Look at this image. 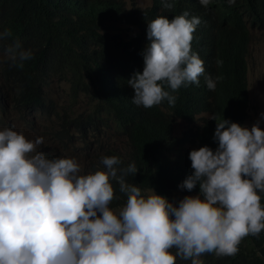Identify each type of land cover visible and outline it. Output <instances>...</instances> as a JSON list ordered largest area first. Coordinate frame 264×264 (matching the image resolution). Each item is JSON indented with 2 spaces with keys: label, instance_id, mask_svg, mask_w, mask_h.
I'll list each match as a JSON object with an SVG mask.
<instances>
[{
  "label": "clouds",
  "instance_id": "9594fccd",
  "mask_svg": "<svg viewBox=\"0 0 264 264\" xmlns=\"http://www.w3.org/2000/svg\"><path fill=\"white\" fill-rule=\"evenodd\" d=\"M174 2L164 0L165 8ZM199 3L207 8L212 0ZM200 23L187 11L148 22L143 70L127 80L135 105L148 109L166 100L174 107L173 93L199 85L204 62L191 42ZM11 37L10 29L0 31V43ZM4 54L19 68L33 57L18 40ZM205 80L215 90L216 80ZM214 139L215 151L189 152L193 172L178 186L191 191L199 183V193L174 205L152 188L145 195L126 182L137 173L134 162L120 167L118 156H102V170L82 174L74 158L38 151L42 137L0 130V264H177V258L204 264L205 254L235 256L244 238L264 231L258 194L264 193V129L223 118ZM114 180L126 195L118 210L110 206Z\"/></svg>",
  "mask_w": 264,
  "mask_h": 264
},
{
  "label": "trees",
  "instance_id": "16d2710c",
  "mask_svg": "<svg viewBox=\"0 0 264 264\" xmlns=\"http://www.w3.org/2000/svg\"><path fill=\"white\" fill-rule=\"evenodd\" d=\"M185 11L189 18L196 16L201 21L191 42L192 51L204 62L199 85L188 84L173 93L177 97L174 107L166 100L148 109L135 105L127 80L143 70L148 22L157 16L172 19ZM106 24H125L136 30L123 36L105 29ZM4 29H10L12 37L0 43L4 55L0 62L1 109L6 107L1 96L7 94L13 108L51 111L53 105L44 91L51 77L66 79L71 92L90 89L96 99L90 112L62 117L61 123L85 136L86 129L98 132L110 120L126 137L127 148L98 145L96 159L82 174L102 170L101 157L116 155L122 160L120 167L135 163L137 173L125 180L140 187L142 193L152 188L165 197L176 190L198 194L199 183L191 191L178 187L193 172L189 152L201 146L215 151L216 122L224 118L242 126L247 117L246 57L250 31H264V0H235L232 4L212 0L207 8L199 0H175L171 9L165 8L164 0H150L143 8H127L121 0H0V31ZM17 40L23 49L33 52L23 68L12 65L4 54ZM206 76L216 80L215 90L208 89ZM202 113L208 117L200 118L193 130L173 135L174 117L190 121ZM54 150L47 153L49 158L59 157L60 152ZM112 183L116 199L110 206L114 209L125 204L126 195L120 193L115 180ZM258 194L264 204V193ZM201 259L204 264H264V231L258 237L244 238L235 256L205 254Z\"/></svg>",
  "mask_w": 264,
  "mask_h": 264
},
{
  "label": "rangeland",
  "instance_id": "374dc122",
  "mask_svg": "<svg viewBox=\"0 0 264 264\" xmlns=\"http://www.w3.org/2000/svg\"><path fill=\"white\" fill-rule=\"evenodd\" d=\"M125 7L139 6L145 7L150 4V0H121ZM105 29L110 32H118L123 36H130L136 28L125 24L114 26L105 25ZM0 53V62L3 58ZM246 80L248 91L247 117L242 126L249 129L258 122V126L264 129V31L251 30L248 54L246 57ZM0 84V90H2ZM44 91L46 98L50 100L53 109L49 112L27 111L11 106L9 95L4 94L1 99L5 102V109L0 107V130L10 128L23 133L29 140L37 137L44 139V145L38 151L47 155L55 148V152H60V158H74L80 165L81 170L91 164V160L96 159L98 145L116 147L119 150L127 148L126 137L107 120V126H100V131L90 132L86 129V135L73 129L70 125L61 123L62 117L72 118L77 114L85 115L89 113L96 103L92 91L76 90L71 92L69 82L66 79L51 77ZM4 92V90L2 91ZM208 117L207 114L195 116L187 121L180 118H173L172 133L181 136L184 131L193 130L201 123L200 118ZM60 136V138H59ZM84 138H83V137ZM49 157V155H47ZM150 189H145L142 194L147 195ZM187 195H197L196 193L184 194L178 190L172 191L166 198L173 204ZM122 206L114 208L118 210ZM177 264H190V261L181 263L177 258Z\"/></svg>",
  "mask_w": 264,
  "mask_h": 264
}]
</instances>
